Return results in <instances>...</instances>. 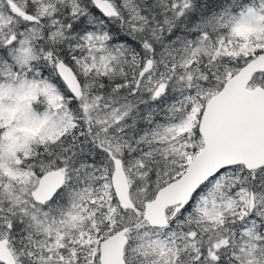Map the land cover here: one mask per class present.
<instances>
[{
    "label": "snow or ice",
    "instance_id": "6c2138e0",
    "mask_svg": "<svg viewBox=\"0 0 264 264\" xmlns=\"http://www.w3.org/2000/svg\"><path fill=\"white\" fill-rule=\"evenodd\" d=\"M0 264H264V0H0Z\"/></svg>",
    "mask_w": 264,
    "mask_h": 264
}]
</instances>
